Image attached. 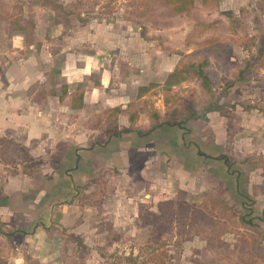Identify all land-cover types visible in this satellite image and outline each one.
<instances>
[{
	"label": "rangeland",
	"instance_id": "374dc122",
	"mask_svg": "<svg viewBox=\"0 0 264 264\" xmlns=\"http://www.w3.org/2000/svg\"><path fill=\"white\" fill-rule=\"evenodd\" d=\"M262 1L194 0L189 10L177 13L161 5V0H0V73L11 72L13 61L38 59L43 54L40 59L55 63L59 74L66 68L63 53H70L69 60L75 52L103 57L108 50L118 51L117 45L125 41V46L131 45L129 58L141 66H153L165 58L178 60L176 67L204 63L210 89L200 87L195 79L177 85L174 93L179 107L169 116L175 111L178 118L171 119L180 120L182 113L192 111L200 117L214 109L230 116L225 108L233 116L238 115L234 110L246 114L257 109L264 114V56L246 72L245 81H236L264 38ZM102 114L95 115L98 121ZM114 116L107 118L94 143L124 131L114 125ZM226 124L230 133L237 130L235 122ZM63 127L65 135L70 130ZM32 130L41 131L42 138L46 132L47 140L41 138V142L49 153L52 134L60 129ZM7 136L10 144L0 137V176H7L6 171L33 176L50 165L48 154L38 160L27 153L22 131ZM258 141L255 147L262 155L247 154L244 144H230L234 148L230 155H218L227 158L232 173L236 167L244 170L242 186H255L254 194L234 193L237 202L232 195L227 197V184L220 183L202 193L180 190L165 198L148 199L139 208L123 209V198H108V176L89 179L76 188L78 204L65 223L48 229L64 241L61 255L57 251L58 260L63 264H264V180L260 183L262 176L246 174L264 168L260 151L264 145ZM131 197L128 200L137 201L138 195L131 193ZM0 232L4 236L0 238V264L48 262L46 256L32 251L26 233H4L1 228Z\"/></svg>",
	"mask_w": 264,
	"mask_h": 264
},
{
	"label": "crops",
	"instance_id": "0c3cea01",
	"mask_svg": "<svg viewBox=\"0 0 264 264\" xmlns=\"http://www.w3.org/2000/svg\"><path fill=\"white\" fill-rule=\"evenodd\" d=\"M124 42L117 45L118 51L108 50L103 57L100 53L77 55L75 52V58L69 60L70 53L64 51L66 68H61L59 74L55 63L40 59L43 54L38 59L13 61L11 72L0 73V137L7 138L10 144L7 133L22 131L27 153L38 160H44L48 154L51 161L33 176L11 171L0 176V228L4 233H26L32 251L46 256L48 264H63L57 258V251L61 255L64 249V241L48 229L65 223V217L78 204L76 188L95 176L109 177L108 198H123L126 205L123 209L139 208L148 199L165 198L180 190L202 193L220 183L227 184V197L232 195L236 202L239 200L234 193L254 194V185L240 183L244 170L236 167L232 173L234 169L218 155H230L234 150L230 144H244L247 154L262 155L255 145L258 140L264 145V114L257 109L246 114L232 110L237 116L227 108L230 116L222 115L218 109L205 110V114L181 127L162 125L144 135L123 132L103 143H94L116 109L119 112L114 116V125L119 130L130 128L133 114L134 127L143 132L151 126V107L160 112L165 109L163 94L156 92L158 88L149 89L140 98L139 89L162 84L178 60L157 59L153 66H141L137 59L129 58L127 50L131 45L125 46ZM99 43L106 46L102 41ZM80 95L84 106L74 108L77 102L70 99ZM102 113L105 114L98 121L95 115ZM63 115L69 118L68 122L60 118ZM170 117L178 118L175 111ZM227 121L235 122L237 130L230 133ZM63 126L71 132L63 135ZM51 127L60 130L52 134L53 146L46 153L41 131L32 129ZM43 133L42 139L47 140L46 132ZM261 150L264 154L263 146ZM250 173L262 176L260 183L264 180V168L246 171L247 175ZM131 193L136 198L138 195L137 201L128 200ZM3 237L0 232V238Z\"/></svg>",
	"mask_w": 264,
	"mask_h": 264
},
{
	"label": "trees",
	"instance_id": "16d2710c",
	"mask_svg": "<svg viewBox=\"0 0 264 264\" xmlns=\"http://www.w3.org/2000/svg\"><path fill=\"white\" fill-rule=\"evenodd\" d=\"M210 0H203L204 3L209 2ZM161 5L172 8V10L177 11V13L181 12H186L191 8L194 4V0H161ZM260 5V9L262 12H264V0ZM174 13V12H173ZM176 13V12H175ZM264 56V38L261 39L260 41V46L258 49L257 55H252L251 59L246 62L245 67L240 69L238 75H237V80L236 81H245L246 77L245 74L247 71L250 70V68L253 66L255 61L260 60ZM181 65V64H180ZM191 79L198 80L200 82V87L204 89H210L209 88V82H210V77L209 74L207 73L205 69L204 63L200 64H185L182 67H176L175 70L167 75V78L162 84H150L149 87L147 88H140L139 89V98L143 96V93H146L149 91V89L153 88H158L161 89L163 93V98H164V103H165V109L163 112H160L154 106L151 107L149 110V116L151 119V126L149 131L143 132L140 128H135L134 127V115H131V126L129 129L124 130L123 132H134L136 131L140 135H144L150 132H153L155 129L159 128L162 125H169V126H179L181 127L182 125L186 124L190 120H194L199 118V115L192 111L188 115L185 113H182V119L180 120H173L170 118V112L174 107H179V103L176 102L178 97L174 93V88L179 85L182 82L185 81H190ZM233 84V83H232ZM231 84V87H232ZM76 98V99H75ZM63 100V99H62ZM72 103L77 102L76 107L74 108H82L83 105V97L80 95V97H73ZM119 112V109H116L114 112H112V115H116ZM103 115V114H102ZM103 117V116H101ZM121 132V133H123ZM120 132H117L115 136H118L121 134ZM221 159L225 160L227 162L226 157H220Z\"/></svg>",
	"mask_w": 264,
	"mask_h": 264
}]
</instances>
